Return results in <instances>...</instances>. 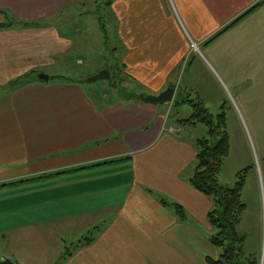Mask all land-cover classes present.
Masks as SVG:
<instances>
[{"label": "crops", "instance_id": "0c3cea01", "mask_svg": "<svg viewBox=\"0 0 264 264\" xmlns=\"http://www.w3.org/2000/svg\"><path fill=\"white\" fill-rule=\"evenodd\" d=\"M263 1L113 0L105 7L104 0H0V25H6L0 30V187L53 176L0 190V260L206 264L188 233L213 229L207 219L213 203L190 184L199 139L185 137L189 125L165 120L178 98L172 74L181 71L193 45H204L221 25ZM110 10L116 18L115 59L93 58L86 49L94 60L84 70L91 79L115 67L122 85L141 91L99 95L78 80L54 85L48 71L86 66L84 57L70 56L74 43L89 38L87 22L91 27L96 18L101 24ZM259 14L263 19L264 3L248 18ZM260 69V106L250 115L260 121L255 126L264 140ZM30 72L50 81L6 88ZM168 87L176 91L172 104L154 106L139 98L159 96ZM261 156L254 185L264 201ZM92 231L91 245L75 250L71 242L74 250L62 254L66 238Z\"/></svg>", "mask_w": 264, "mask_h": 264}, {"label": "rangeland", "instance_id": "374dc122", "mask_svg": "<svg viewBox=\"0 0 264 264\" xmlns=\"http://www.w3.org/2000/svg\"><path fill=\"white\" fill-rule=\"evenodd\" d=\"M260 7L247 15H245V10L243 16L240 15V18L238 16L231 20L236 19L234 22L230 21L227 25L225 24L226 26L221 25L218 33L204 45L199 44L197 48L193 45L190 54L186 56L182 64L181 71L172 74V84L178 92L176 102L189 101L198 104V101H201L212 116L225 114L231 141V153L225 161L219 183L224 187L233 188L237 182V174L249 169L245 193V204L248 209L242 223V230L246 236L244 250L246 255L256 259L258 264H264V201H261L260 197L258 199L254 185V173L258 171L259 159L262 164L261 155L264 156V140L261 131L256 129L260 121L253 119L250 115L251 112L256 111L254 108L260 106L261 82L259 77L262 72L260 68L264 66V49L262 50L264 39L261 35L264 33V18L261 19L263 17L261 14L256 16V20L248 18ZM98 12H101V8ZM93 21L91 27L87 22V30L91 28V34L87 32V35H90L89 38L77 43L75 41L73 53L70 54L72 58L84 57L86 66L73 71H48L47 74L55 78L51 81L55 85L58 82L78 80V83L85 87H92L91 89L98 91L96 93L99 95L107 90L109 95L119 96L140 92L141 89L127 87L126 82L122 85L125 80L119 69L116 70L117 79L114 81L110 79L89 84L90 78L87 77L89 70L84 69L89 68V63L92 64V59L97 58V55L107 62L114 60L117 48L115 14L110 10L101 18V24L96 18ZM66 26H69L72 31V24ZM86 49L91 50L90 52L94 54L93 58L89 59V55L85 53ZM254 66L256 68H252ZM114 84H118L117 89L113 88ZM168 89L170 88L166 90ZM194 111L191 103L179 107L174 105L165 110L164 116L166 121L177 124L179 120L190 118ZM184 131H186L185 137L191 142L193 139L200 140L208 137L207 127L201 123L197 126L189 125V128L187 127ZM195 150L197 152L196 145ZM196 164L197 160L193 163L192 169L196 167ZM189 172L188 170L186 174ZM191 173L193 176L194 170ZM91 233L93 234L94 231ZM91 233L79 235L80 233L77 232L73 241L66 238L64 244L62 243V254L65 255L70 250H74V246L91 237ZM216 233L215 229L188 233L195 236V241L190 242V245L198 255L220 259L223 249L213 246L210 242ZM71 242H75L73 243L75 245L71 246ZM190 264L193 263L190 262Z\"/></svg>", "mask_w": 264, "mask_h": 264}, {"label": "trees", "instance_id": "16d2710c", "mask_svg": "<svg viewBox=\"0 0 264 264\" xmlns=\"http://www.w3.org/2000/svg\"><path fill=\"white\" fill-rule=\"evenodd\" d=\"M112 2L113 0H104L103 5L105 7H110L113 4ZM263 3L264 1L250 9L245 15L249 14ZM5 27L6 25L1 24L0 30ZM224 31H226V29ZM109 72L111 74V81L117 79L115 67H110ZM54 79L55 78L51 77V80ZM35 82H40L37 78V73L30 72L17 78V80L10 83L7 88L14 90ZM117 85L118 84H114L115 87ZM142 97L141 95L139 98L142 99ZM187 103H191L194 107V114L190 119L180 120L179 123L190 126H197L201 123L204 124L208 130V137L200 139L196 143L197 164L194 174L190 179V184L195 190L212 200L213 207L208 213L207 219L212 228L217 230V233L211 238L210 242L213 246L223 249V254L220 259L206 257L205 262L206 264H258L256 259L247 256L245 253L244 243L246 241V236L242 230L244 214L247 209L246 204L242 200V195L246 187V177L249 169L240 171L237 174V182L233 188L224 187L219 183V177L222 174L225 161L231 153V141L227 131L225 114L214 117L205 108L203 102L198 101V104H195V102L187 101ZM187 103L179 101L175 103V106L179 107ZM52 177L53 176H48L28 182L5 185L0 187V189L36 183L40 180ZM163 203L165 204L164 201ZM174 208L178 211L181 218L185 217L180 206L176 205ZM97 230H99V228H97L95 232ZM95 240L96 235L91 233V237L79 242L75 250L89 246ZM0 264L13 263L0 260Z\"/></svg>", "mask_w": 264, "mask_h": 264}, {"label": "water", "instance_id": "95a60500", "mask_svg": "<svg viewBox=\"0 0 264 264\" xmlns=\"http://www.w3.org/2000/svg\"><path fill=\"white\" fill-rule=\"evenodd\" d=\"M37 78L40 81H46L49 82L50 78L42 73H40ZM111 76H110V72L109 71H102L100 72L98 75H96L95 77H92L91 79H89V82H97V81H103V80H110ZM175 89L170 88L168 90H166L165 92L161 93L159 96H143L142 97V101L144 103L150 104V105H154V106H162L165 104H171L174 101V97H175Z\"/></svg>", "mask_w": 264, "mask_h": 264}]
</instances>
